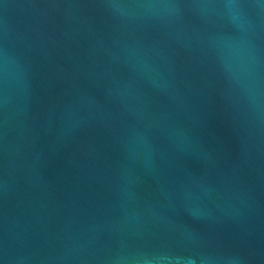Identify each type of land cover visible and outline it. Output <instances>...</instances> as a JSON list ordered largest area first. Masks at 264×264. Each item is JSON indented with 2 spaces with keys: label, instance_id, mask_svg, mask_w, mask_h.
Returning a JSON list of instances; mask_svg holds the SVG:
<instances>
[{
  "label": "water",
  "instance_id": "water-1",
  "mask_svg": "<svg viewBox=\"0 0 264 264\" xmlns=\"http://www.w3.org/2000/svg\"><path fill=\"white\" fill-rule=\"evenodd\" d=\"M0 264H264V0H0Z\"/></svg>",
  "mask_w": 264,
  "mask_h": 264
}]
</instances>
